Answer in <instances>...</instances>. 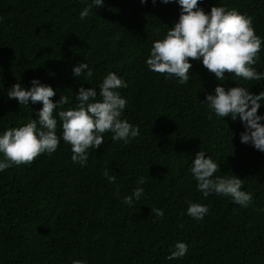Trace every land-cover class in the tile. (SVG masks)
Returning <instances> with one entry per match:
<instances>
[{
    "label": "trees",
    "instance_id": "trees-1",
    "mask_svg": "<svg viewBox=\"0 0 264 264\" xmlns=\"http://www.w3.org/2000/svg\"><path fill=\"white\" fill-rule=\"evenodd\" d=\"M91 3L0 0V133L38 119L42 108L40 102L25 106L9 99L14 84L27 89L38 78L56 91L54 102L66 96L57 115L75 108L81 86L96 88L100 99L99 84L115 72L127 82L118 89L128 102L121 118L138 125L140 134L125 142L104 133V143L88 149L86 166L72 161L71 145L61 139L51 155L0 172V264H264V152L240 142L239 118L212 113L209 119L204 102L218 84L258 94L264 81L226 72L221 82L191 58L187 84L166 79L149 70L146 60L153 42L178 21L179 4L105 0L81 21ZM215 5L251 17L264 39V0H201L198 6L207 12ZM258 56L253 67L264 71V45ZM81 63L93 69L91 79L73 74ZM200 150L219 165L214 176L242 179V190L253 197L247 207L197 191L190 167ZM141 178L144 195L125 204L123 197ZM188 201L208 206L203 220L186 214ZM153 208L162 209L163 218ZM180 241L188 244L187 254L167 259Z\"/></svg>",
    "mask_w": 264,
    "mask_h": 264
},
{
    "label": "clouds",
    "instance_id": "clouds-1",
    "mask_svg": "<svg viewBox=\"0 0 264 264\" xmlns=\"http://www.w3.org/2000/svg\"><path fill=\"white\" fill-rule=\"evenodd\" d=\"M105 0H92L80 13L83 21L94 7H102ZM146 4L148 0H140ZM157 0H152L155 4ZM168 4L173 0H160ZM180 6V15L173 27L169 28L163 39L153 42L150 55L146 60L149 70L165 74V78H174L181 85L190 80L192 64L189 58L200 60L209 73L221 82L226 80L225 73L243 78L246 81H264V71H257L253 65L259 59L258 54L264 45L252 26V19L236 9H227L223 5L212 6L210 11L198 6L201 0H175ZM159 31V29H155ZM73 74L84 79H91L94 71L89 63H81L73 68ZM31 87L24 88L14 84L7 92L9 99H16L20 105L42 103L36 115L20 127L6 129L0 133V172L13 165L29 164L38 155L56 152L61 139L71 145L74 163L86 166L89 159L88 149L99 148L104 143V133L111 132L113 141H125L140 134L138 125L122 119L127 107V99L118 89L126 88L127 82L115 72H109L99 84V97L96 88L81 86L75 95L78 102L75 108L63 109L68 103L66 96L54 102L56 96L52 86L41 83L38 78L31 80ZM215 94H206L205 103L217 118H239L244 131L240 133V142L250 144L264 152V114H258L264 104V90L258 94L249 88L240 86L225 87L218 84ZM57 116L61 122L62 136L57 135ZM219 165L204 150L196 152L192 159L190 172L196 180L197 191L205 198L211 194L231 197L232 202L247 207L253 200L252 194L242 190L243 182L236 175L230 177L214 176ZM103 175L109 182L115 183L116 176L105 169ZM144 179L137 182L131 195L123 197L129 206L144 195ZM158 218H163L162 209L153 208ZM209 212L205 204L188 201L187 215L196 220H203ZM188 252V244L180 241L167 257L169 260L183 258ZM73 264H86L83 260H74Z\"/></svg>",
    "mask_w": 264,
    "mask_h": 264
}]
</instances>
